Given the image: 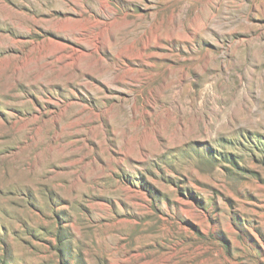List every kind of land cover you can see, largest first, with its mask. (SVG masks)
I'll return each mask as SVG.
<instances>
[{"label": "rangeland", "instance_id": "rangeland-1", "mask_svg": "<svg viewBox=\"0 0 264 264\" xmlns=\"http://www.w3.org/2000/svg\"><path fill=\"white\" fill-rule=\"evenodd\" d=\"M0 264H264V0H0Z\"/></svg>", "mask_w": 264, "mask_h": 264}]
</instances>
